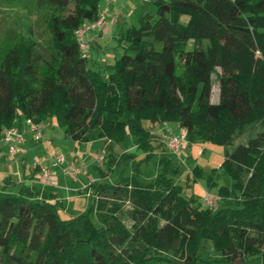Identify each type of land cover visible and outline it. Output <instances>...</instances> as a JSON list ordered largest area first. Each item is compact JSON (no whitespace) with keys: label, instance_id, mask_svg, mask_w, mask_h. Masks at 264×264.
<instances>
[{"label":"trees","instance_id":"trees-1","mask_svg":"<svg viewBox=\"0 0 264 264\" xmlns=\"http://www.w3.org/2000/svg\"><path fill=\"white\" fill-rule=\"evenodd\" d=\"M100 1L25 0L48 34L31 26L26 35L5 32L0 141L7 128L48 117L73 141H86L91 129L110 143L131 135L148 154L157 138L144 120L177 124L188 142L224 145L256 129L225 151L221 167L231 185L218 188L216 208L184 192L165 151L145 184L134 155L121 154L134 163L131 178L90 183L89 211L75 217L59 216L53 189L18 184L0 196V264H264V0H152L153 11L117 38L122 51L104 74L88 64L75 36L97 19ZM114 162L104 159L109 169ZM191 173L192 180L202 175L197 167Z\"/></svg>","mask_w":264,"mask_h":264},{"label":"rangeland","instance_id":"rangeland-1","mask_svg":"<svg viewBox=\"0 0 264 264\" xmlns=\"http://www.w3.org/2000/svg\"><path fill=\"white\" fill-rule=\"evenodd\" d=\"M24 2L25 0H0V53L3 49V45L6 43L4 39L5 32L8 28H13L15 32H21L22 34L26 35L28 34L26 30L27 26H31L30 29L34 30V32H37V30L43 31L45 38H47L48 33L45 30L42 15H28L24 8ZM121 2L127 7L121 17V23L125 28L131 25L137 26L140 16L147 11H153L154 8L152 0H148L147 2H143L141 0H121ZM127 10H131V12L127 14ZM186 21L187 17L182 16L181 22L184 23ZM118 33H120V31L119 28L116 27L114 29V36L117 37ZM107 37L108 38L105 37L103 40H101L105 52L98 55L97 57L94 56V58L97 60L95 70L100 71L102 74H104V62H113L114 58L118 57L122 51L120 46L117 44L116 37L114 39L110 38V36ZM191 47L192 42L188 44L187 49H190ZM213 81L214 84L212 86L211 95L212 101H214V97H216L218 89L215 76H213ZM44 123L52 124L48 125L46 130L47 132H50V130L52 131V136L55 137V141H47L46 146L48 149H50V152L52 151L54 154L46 153L45 151L43 152L42 149V153L39 155L43 156L45 159H48L51 155L61 154L65 156L66 160L55 166V168L51 169L53 176L54 174L58 173L59 181H53L51 185L43 184L40 180V175H38V180L31 185L40 189L42 187L44 189L43 191L47 192H49L51 189L54 190L58 199L61 201L60 206L58 207V213L61 218L75 217L81 214H86L89 211V207L91 205L90 183L98 182L113 185L118 181L131 178L134 163L130 160L125 164V160L120 158L121 154L123 153L134 155L133 159L138 161V179L141 183L145 184L156 175L159 167L158 156L165 151L173 160L174 166L178 167L181 172L179 178H176V181L185 187L184 192L186 194H193L194 197L198 199L202 205H204L202 202V197L206 191L212 196H217V190L220 186L229 187L231 185L230 177L221 167L225 151H231L239 142H244L246 140V135L249 132L253 133L256 129L252 128L251 126L246 128L243 132L234 136L232 139L233 142L225 145L206 140H196L194 142H188L186 140L185 145L179 155H175L165 150V148H163V146H161L158 142L160 141L159 139H164V133L168 128L176 130L175 124L173 123H151L147 120L142 122V125L148 128L158 140H155V138L153 140L155 147L152 154H148V152L146 153L145 151L136 148L134 144L135 138L131 135L128 136L126 142L110 143L107 138L99 137L96 129H91L87 133L86 141L75 142L65 136L63 129L57 125L54 117H48ZM164 124H166V126ZM49 126H52L53 128H49ZM42 135L43 133L38 140L33 138L35 142L39 143L40 145V148H37V153H39L40 149L42 148ZM47 135H50V133H47ZM70 153L72 156H70ZM103 153L105 154V157H115L113 169H109L104 161L101 162L98 159V157ZM35 158L38 159L37 157ZM74 159L78 160L75 161L77 166L81 169V173L75 176L66 175L64 170L66 169L68 162ZM117 160H120V162L118 163ZM30 161L31 159L29 158V161L24 163L26 168L23 169V167H20L21 173L25 170L27 173L30 171ZM194 167L201 169L202 175L198 176L195 180H192L191 171ZM16 171L17 166H14L13 173H11L12 178L18 184H23V182L21 183L18 181L19 177L15 173ZM209 174H211L212 180L214 181L211 186H209L207 182V176ZM187 176L189 177L187 178ZM4 178L5 172L0 171V180ZM37 182H39L41 186L38 185ZM186 182H188V184ZM85 188L88 189L86 190ZM2 195L4 194L1 193L0 188V196ZM129 209L130 206L128 203L125 202L122 204V211L124 214L121 217L128 227L131 224V220L127 215V211ZM90 217L91 219H94V216L91 214ZM250 264H260V261L253 260L250 262Z\"/></svg>","mask_w":264,"mask_h":264},{"label":"crops","instance_id":"crops-1","mask_svg":"<svg viewBox=\"0 0 264 264\" xmlns=\"http://www.w3.org/2000/svg\"><path fill=\"white\" fill-rule=\"evenodd\" d=\"M100 10L105 8L106 6V0H101L100 1ZM126 6H124V3L122 4L121 1H116L114 3H111L109 6V11L107 12L106 15V24H105V28L104 31H95V32H90L88 33L83 39H85L86 43H87V50H86V56L88 58V64L96 69V65H97V60L94 58V56H98L100 54H103L105 52L104 47L102 45V41L103 38H108L107 36H110V38L114 39L116 36H114V29L116 27L119 28L120 33H118V36L116 37V39L120 36V34L128 27H124L121 23V17L122 14L124 13V11L126 10ZM131 10H127V14L130 13ZM104 59V58H103ZM107 62H104V65ZM218 100V97L216 95V97H214V101L212 102H216ZM48 125H52V124H45L44 122L41 123L42 126V141H41V149L40 152L37 153V148H40L39 143L35 142V140L33 139V136L31 133L26 132L25 133V137H24V141L20 146L19 152L17 155H15L14 157H10L7 153H6V149H7V145L4 141L0 142V171H4L5 172V178L0 180V188H1V193H6V194H12L14 193V191L17 188L18 183L12 178L11 173H13V167L17 166V171L15 172L21 183L23 182V184H27V185H31L34 184L35 181L38 180V169L33 167V164L36 160L35 157H43L41 155H39L40 153H42V149L43 152L45 151L46 153H52V151L50 152V149L47 148L46 143L47 141L52 142L53 140L55 141V137L52 136V131L50 130V132H47L46 127ZM20 128H24V124L21 123V125L19 126ZM52 127V126H51ZM49 126V128H51ZM53 128V127H52ZM176 129V128H175ZM47 133H50V135H47ZM76 142V141H75ZM70 156L71 153H70ZM29 158L31 159L30 161V171L27 173L26 170L24 172L21 173V168L23 167L26 168L24 166V163H26L27 161H29ZM77 160V159H74ZM78 161V160H77ZM44 165L50 169L55 168V166H52V162L51 160L46 159L44 162ZM22 169V170H23ZM8 174V175H7ZM53 181H59V175L54 174L53 176ZM38 185L41 186V184L39 182H37ZM33 186V185H31ZM36 188V187H35ZM39 191H43L44 189L41 187L40 188H36Z\"/></svg>","mask_w":264,"mask_h":264},{"label":"built area","instance_id":"built-area-1","mask_svg":"<svg viewBox=\"0 0 264 264\" xmlns=\"http://www.w3.org/2000/svg\"><path fill=\"white\" fill-rule=\"evenodd\" d=\"M121 0H106L105 8L99 11L98 17L94 21L84 22L75 30V36L79 41V49L82 52L83 56L86 55L87 43L83 39L88 33L95 31H104L105 23H106V13L109 11V6L111 3ZM143 2H147L148 0H141ZM166 126V124H164ZM176 130L168 128L164 133L163 144L166 150L169 153L179 155L182 148L185 145L186 141V130L179 126L175 125ZM29 131L32 133V136L35 140H38L42 134V126L41 124H36L31 120H25L24 128L10 127L4 131L2 141H4L7 145L6 153L10 156H14L19 151V146L24 141V133ZM98 159L103 162L105 159V154L103 153ZM45 158H38L35 160L33 165L34 169L38 168V172L40 175V180L43 184H52L53 183V175L51 169L44 165ZM48 160H51L52 166H57L60 163L66 160L65 156L61 154L51 155ZM66 175L75 176L81 173V169L77 166L75 160H71L68 162L66 169L64 170ZM220 197L212 196L209 192H205L202 197V202L207 207L216 208L219 204Z\"/></svg>","mask_w":264,"mask_h":264}]
</instances>
